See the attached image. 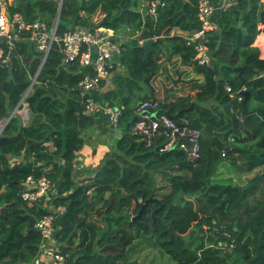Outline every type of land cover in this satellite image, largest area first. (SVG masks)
Listing matches in <instances>:
<instances>
[{
    "label": "trees",
    "instance_id": "16d2710c",
    "mask_svg": "<svg viewBox=\"0 0 264 264\" xmlns=\"http://www.w3.org/2000/svg\"><path fill=\"white\" fill-rule=\"evenodd\" d=\"M162 2L156 15L145 0L142 7L138 0L11 6L49 27L60 12L58 33L80 25L125 36L110 85L103 79L107 89L92 93L119 111L116 125L108 115L102 128L109 150L79 180V151L104 116L86 112L83 102L80 82L95 71L80 60L65 64L57 44L44 60L31 30L8 64L0 59V264H32L40 252L35 223L48 210L22 198L29 175L62 179L54 204L65 209L56 215L55 239L70 262L129 264L134 247L146 242L178 264H264V56L255 44L264 32V0H239L219 10L218 20L214 13L210 65L199 63L186 39L201 28L199 0ZM144 40L154 48L147 59ZM162 72L172 86L160 97L153 82ZM147 99L201 130L200 157L163 152L161 140L147 146L134 130L136 109Z\"/></svg>",
    "mask_w": 264,
    "mask_h": 264
},
{
    "label": "built area",
    "instance_id": "2783aa9c",
    "mask_svg": "<svg viewBox=\"0 0 264 264\" xmlns=\"http://www.w3.org/2000/svg\"><path fill=\"white\" fill-rule=\"evenodd\" d=\"M239 0H199V18L201 28L193 34L187 35V43L195 44L197 57L200 64L210 65L212 58L208 46L209 32L217 25L213 20L214 13L226 10L238 3ZM163 4L162 0H151L147 13L156 15L157 8ZM43 19L27 21L20 11H11V4L0 0V58L2 63L8 64L17 41L22 39L24 31H32L30 39L36 43L39 50L43 51L44 60L52 46L57 44L65 64L81 61L83 66L92 68L94 76H86L81 82L83 90L85 111L88 113L103 112L109 115L116 125L119 111L115 110L108 102H98L93 96L94 90L101 88V81L105 79L110 83L114 72V61L121 54L122 42L115 37L114 31L104 27L75 26L58 33V21L52 27ZM5 40L2 43V40ZM119 64V60L115 61ZM231 90L230 87H228ZM25 109L26 103H23ZM138 120L134 127L137 134L151 146L156 140L162 141L161 151L181 150L196 159L201 154L200 129L187 123L186 120L177 121L161 112L158 100L147 99L141 101L136 109ZM24 118V117H23ZM25 120V119H24ZM56 187L54 181L48 176L36 177L29 175L24 182L22 198L29 204H42L48 213L38 218L35 227L41 233L40 252L34 262L38 264L40 255L50 252L49 264H78L70 262L67 256L59 251L55 239L56 215L64 211L63 206L54 204ZM39 257V258H38Z\"/></svg>",
    "mask_w": 264,
    "mask_h": 264
},
{
    "label": "crops",
    "instance_id": "0c3cea01",
    "mask_svg": "<svg viewBox=\"0 0 264 264\" xmlns=\"http://www.w3.org/2000/svg\"><path fill=\"white\" fill-rule=\"evenodd\" d=\"M6 1L8 4H11V6H14V7L16 6V3H17L16 0H6ZM17 1L19 2L21 0H17ZM216 1L218 2L219 0H216ZM217 11L218 12L216 14V20H218L220 18V15H221V11H219V9ZM215 24L217 25L216 22H215ZM178 32H179V30H178ZM143 43H144V41L142 42V45H143ZM255 44L261 48L262 54L264 56V49L262 47V45H264V32H262L258 36ZM1 45L2 44H0V46ZM119 64H120V62H119ZM107 85H110V83L107 82ZM106 89H107V86H104V87L101 86V88L99 90H94L93 92H100V91H103ZM96 94L99 97H101L100 93H94L95 96H96ZM95 99H96V97H95ZM107 119L109 120V116L104 114V116H102L99 124H97L95 131L92 133L91 143L86 144L79 151V155L77 158V164H76V170H75V174L79 175L78 176L79 179H82L83 177H85L87 175V169H91V171H92V169L99 164L102 157L109 150L110 145H109L108 140L106 141L108 134L102 130V128H104L109 122ZM1 123H3V122L0 121V124ZM104 138H105V140H103ZM94 148H95V151H94ZM26 159H27V157H25V155L18 158V160H20V161H25ZM61 180H62L61 177H59L56 181H54V185L56 188H57V186ZM40 256L41 257H40V261L38 264H49V261L51 259L50 252L43 253ZM35 263L36 262H33L32 264H35Z\"/></svg>",
    "mask_w": 264,
    "mask_h": 264
},
{
    "label": "rangeland",
    "instance_id": "374dc122",
    "mask_svg": "<svg viewBox=\"0 0 264 264\" xmlns=\"http://www.w3.org/2000/svg\"><path fill=\"white\" fill-rule=\"evenodd\" d=\"M139 3L141 4L140 7L144 5V0H138ZM16 5L19 4V2L16 0ZM137 3V6L138 4ZM22 4H20L21 6ZM142 9V8H141ZM95 17L94 21H99V19L102 17V15H99L98 12L93 11ZM55 19L56 16H53ZM58 18V17H57ZM96 28V27H95ZM114 35H117V37L120 39L119 41L123 42V38L125 35H121L114 33ZM258 38V37H257ZM256 43V42H255ZM258 46V45H257ZM264 49V45H262ZM174 76L179 80L182 77H186V74L183 73L180 76H177L175 72L173 71ZM165 76L163 72L154 80V85L156 86L158 90V95L160 97H163V92L166 88L171 87V82H165ZM183 84H180V87H182ZM170 89V88H169ZM170 91V90H168ZM189 91V89L187 90ZM191 91V90H190ZM20 112L23 114V117L25 120L28 118V109H25L24 105L23 107L20 108ZM3 123L0 124V129L2 128ZM110 135V134H108ZM79 180V178H78ZM129 264H178L174 260H172L168 254L163 252L157 247H153L150 244H147L146 242H140V244L136 245L134 249L131 251V256L129 260Z\"/></svg>",
    "mask_w": 264,
    "mask_h": 264
},
{
    "label": "water",
    "instance_id": "95a60500",
    "mask_svg": "<svg viewBox=\"0 0 264 264\" xmlns=\"http://www.w3.org/2000/svg\"><path fill=\"white\" fill-rule=\"evenodd\" d=\"M147 3H149L151 0H145ZM59 19H60V12L58 14V18H57V21L59 22ZM2 40V43L5 42V40L1 39ZM143 48L145 49V58L147 59L150 55V52L154 49L152 47V40H144V43H143ZM16 110L13 111V113H15ZM12 113V114H13ZM6 137V136H5ZM144 207L140 210L139 214L136 216V218L138 216H140L142 214V211H143Z\"/></svg>",
    "mask_w": 264,
    "mask_h": 264
},
{
    "label": "clouds",
    "instance_id": "9594fccd",
    "mask_svg": "<svg viewBox=\"0 0 264 264\" xmlns=\"http://www.w3.org/2000/svg\"><path fill=\"white\" fill-rule=\"evenodd\" d=\"M59 23V22H58Z\"/></svg>",
    "mask_w": 264,
    "mask_h": 264
}]
</instances>
